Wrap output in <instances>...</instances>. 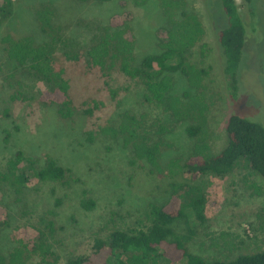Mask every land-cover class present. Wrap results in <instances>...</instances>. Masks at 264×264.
I'll use <instances>...</instances> for the list:
<instances>
[{"label": "rangeland", "instance_id": "374dc122", "mask_svg": "<svg viewBox=\"0 0 264 264\" xmlns=\"http://www.w3.org/2000/svg\"><path fill=\"white\" fill-rule=\"evenodd\" d=\"M164 1L167 0H0V40L6 33L41 39L40 15L44 17L48 9L55 11V20L59 18L64 34L83 53L106 26L109 16L120 14L127 20L130 18L134 26L139 61L157 52L166 38L168 18L164 15ZM181 1L186 11L198 15L205 26L206 52L200 55L201 47H198L194 60L207 74L197 92L188 87L180 73H170L176 82L172 95L185 103L187 92L201 96L202 106H199L207 107L203 113L197 110L198 106L189 111L179 109V114L174 115L165 106L146 103L141 81L126 77L119 68L109 80L111 87L118 90L113 98L107 77L97 68H88L84 58H66L63 52L66 45L61 44L58 64L63 63L67 68L73 106L77 110L73 117L63 119L47 101L48 83L29 75L10 60L0 41V170L5 169L7 161L19 149L31 156L37 167L43 165L47 156H52L60 165L73 170L64 182H42L35 174L36 165L25 164L23 170L28 182L21 194L0 180V208L7 214V225L0 227V252L6 253L15 245L16 227L27 223L44 227L42 218L54 220L56 214L57 230L50 240L55 242L54 247L62 258L60 264H66L70 256L89 253L95 237L105 238L115 229L144 225L150 204L169 199L171 189L163 195L155 194L159 192L155 185L163 189L164 182L170 183L165 176L167 172L157 174L153 182L147 183L129 163L130 145H126L120 129L125 111L141 119L143 129L161 142L163 164L170 159L183 163L192 155L199 138L189 135L190 125L206 133L205 139L213 153L220 152L228 143L226 124L231 114L264 125V0H251L250 4L247 0H237L249 22V34L240 65V95L234 101L227 93V78L215 36L216 29L226 22L221 0ZM69 49L73 50L66 47ZM93 100L100 105L93 114H88L85 110ZM194 104L196 107L197 103ZM88 131L93 132V142L86 139ZM250 172L249 165L243 162L225 177L207 176L193 182L205 190L208 221L202 225L190 215L197 231L192 246L207 260L264 249V180L248 175ZM245 174L262 186V191L243 182ZM176 178L185 179L183 175ZM82 199L93 200L95 206L82 207ZM175 229L186 232V222H177Z\"/></svg>", "mask_w": 264, "mask_h": 264}, {"label": "trees", "instance_id": "16d2710c", "mask_svg": "<svg viewBox=\"0 0 264 264\" xmlns=\"http://www.w3.org/2000/svg\"><path fill=\"white\" fill-rule=\"evenodd\" d=\"M221 2L226 22L216 29L215 36L227 78V93L234 101L239 98L241 90L240 65L249 34V22L243 16L237 0ZM247 2L250 4L251 0ZM163 5L164 15L168 18L166 38L159 44L157 52L149 53L139 61L136 60L137 35L134 34L133 24L130 18L127 20L120 14L109 16L106 26L99 30L83 53L78 50L79 47L72 45L76 42L70 41L64 34L59 18L55 20V11L48 9L44 17L39 14L43 35L41 39L30 35L13 37L6 33L0 41L10 60L29 75L48 83L47 101L56 107L58 115L63 119L73 117L77 110L73 106L72 83L67 68L63 63L58 64L57 54L61 44L73 49L64 48L66 58H84L88 68H97L107 77L106 84L113 98L117 97L118 90L111 87L109 80L114 76L115 69L119 68L126 77L141 81L145 87L146 103L165 106L167 111L172 110L176 115L179 109L189 111L190 108L195 110L200 104L202 106V97L192 92L185 93V97H188L186 103L173 98L176 82L170 73H180L192 91L198 92L203 87L202 81L207 70L195 63L194 56L198 47H201L198 51L200 55H205L206 29L198 15L186 11V5L181 0H167ZM194 103H197L196 107ZM99 105V101L93 100L85 112L93 114ZM200 106L197 110L201 113L206 111L207 107ZM123 116L120 129L126 145H130L132 157L129 163L138 176L146 178L147 183L153 182L157 174L167 172L165 176L170 183L165 185L164 182L163 189L155 185L159 190L155 194L160 195L168 189L172 193L165 202L150 204L144 225L126 230L115 229L105 238L95 237L89 253L70 256L66 264H264V249L232 258L228 255L223 259L207 260L193 249L192 243L197 231L190 221V215L202 225L208 221L205 190L193 182L207 176L225 177L243 162L251 169L248 175H256L264 180V125L245 116L231 114L226 124L228 143L218 153L211 151L205 139L206 133L190 125L187 127L189 135L199 138L192 155L183 163L170 159L167 164H163L160 160L161 142L154 140L143 129L141 119L129 111H125ZM87 133H90L88 138L86 136L87 141L93 142V132ZM198 133L201 135L197 136ZM25 164L32 167L36 165L31 156L19 149L7 161L5 169L0 170V180L9 183L18 194L23 192L28 182L27 173L23 170ZM35 168V174L42 182H64L73 171L60 165L52 156H47L43 165H36ZM179 175L185 179L176 180ZM243 177V182L248 183L249 187L262 191V186L251 181L247 174ZM80 205L92 209L95 202L82 199ZM5 213L0 208V227L7 225ZM55 216L54 220L42 218V228L33 223L16 227L15 245L6 253L0 252V264H60L62 258L54 247L55 242L50 240V236L57 230ZM179 221L186 222V232L180 233L175 229Z\"/></svg>", "mask_w": 264, "mask_h": 264}]
</instances>
